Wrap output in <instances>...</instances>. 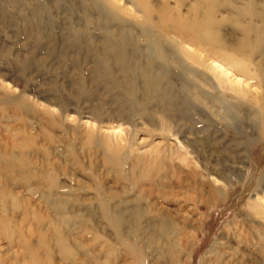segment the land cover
I'll return each instance as SVG.
<instances>
[{
	"label": "rangeland",
	"instance_id": "1",
	"mask_svg": "<svg viewBox=\"0 0 264 264\" xmlns=\"http://www.w3.org/2000/svg\"><path fill=\"white\" fill-rule=\"evenodd\" d=\"M246 8L0 0V264H264V88L238 93L242 76L216 60L233 75L217 89L182 44L212 10L210 35L264 74V14ZM118 39L130 62L105 65ZM156 40L171 73L146 55ZM131 64L152 66L157 87L143 92Z\"/></svg>",
	"mask_w": 264,
	"mask_h": 264
},
{
	"label": "bare ground",
	"instance_id": "2",
	"mask_svg": "<svg viewBox=\"0 0 264 264\" xmlns=\"http://www.w3.org/2000/svg\"><path fill=\"white\" fill-rule=\"evenodd\" d=\"M254 0H241L242 4H244L245 6H247V8L245 9V11H243L244 13H246L248 16H250L252 19L254 18H258L260 16H262L264 14V11H259L253 6L251 3ZM212 10L206 11V19L203 22H199V23H194V28L193 31H191V33L189 32H184L183 33V37H185L184 41H183V46L184 47H190L194 50H192V52L186 50V53L190 55V57L192 58L193 62L198 65V66H203L204 64V59L200 58L201 53H203L202 55H204L205 60L208 62L209 64L206 63L207 67L210 68L217 76L219 79L216 78L218 85H216L215 87L217 89H219L221 86V82H224L223 80H225L227 82L229 75L233 76L232 74H230L227 70L228 68L223 67L221 65V63H225V66L229 67L230 69H232V71H234V73H238L240 74V76H242L241 78H237L236 76L234 78H232V81H229V83L231 84H236L235 87V91H237L238 93L242 94V95H249L251 96V87H253L255 85L256 89L257 88H264V74L262 72H258V74L256 73V76H252L249 74L248 72V67L249 64H246L243 62V60L241 61L239 58H237V54L238 56L241 55V57L244 59V56L242 55V53L238 50L235 49L231 46V43L226 42L224 39L221 38H214V36L210 35L211 32V23L213 22V20H211V15ZM144 17L146 20L150 19V14L149 12H146L144 14ZM147 35V33H146ZM205 35H210L208 39H206L204 36ZM121 45H122V40L118 39L115 40L113 42H109L107 43L106 49L105 51H101L100 55L105 63V65H110L111 62V58H115V60L117 61V63H119L120 65H124L126 62H130L128 61V57L125 54L124 51H121ZM202 46H204L202 48ZM205 47H207L210 50L205 49ZM218 48H221V50L223 49V51L225 50V53L220 54L218 53ZM200 50V52H199ZM228 51V52H227ZM145 52L146 55L148 57H153L154 60L156 61L157 65L162 68L163 71H165L166 73H171L172 71L168 68V62L171 59V57L168 55V53L166 52L162 41L161 40H156V41H148L145 45ZM198 52V53H196ZM241 53V54H240ZM203 57V56H201ZM217 60V61H216ZM211 64V65H210ZM110 68V67H108ZM127 70H129V74L132 75L134 70H137L139 72V75L141 76V78L143 79V83L141 85V89L143 90V92L145 91H149V90H153L157 87V75L155 70H153L152 66H148V67H141V68H136V66L134 64H131L129 66V68H125ZM121 71V70H120ZM119 71V72H120ZM186 72H190L188 70H186ZM121 76L123 79H120L121 82L123 84H125V87L130 91V92H126L128 94H133L131 93V91L133 89H138L136 88L130 78V81L128 79V72L125 71H121ZM191 73V72H190ZM112 74V73H111ZM182 74V73H180ZM195 76L198 75H202L203 73L195 70V73H192ZM114 74H112L113 76ZM171 75H174L175 77L177 75H175L174 73H172ZM226 77V79L223 78ZM210 80V78H209ZM184 82V81H183ZM183 85V84H181ZM224 88V87H223ZM254 91V90H253ZM254 94V93H253ZM170 105L172 108H178L180 106V100L179 98L176 96L172 99V101L170 102ZM110 132L111 135L115 136V137H120V135L122 134V129L120 128H115V127H110ZM165 230V229H164ZM163 230V232H164ZM182 233V232H181ZM262 235V234H261ZM184 236H187L186 233H184ZM188 238V237H187ZM186 238H180L178 237L177 241L175 242L176 244H178V240H179V245L182 247H185V244H181L183 243V241L186 242L185 240ZM175 243H173L174 245H176Z\"/></svg>",
	"mask_w": 264,
	"mask_h": 264
}]
</instances>
